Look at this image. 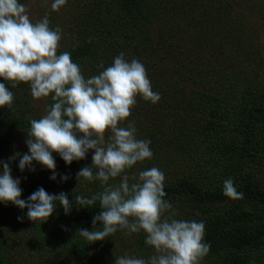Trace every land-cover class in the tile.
<instances>
[{"label": "trees", "instance_id": "16d2710c", "mask_svg": "<svg viewBox=\"0 0 264 264\" xmlns=\"http://www.w3.org/2000/svg\"><path fill=\"white\" fill-rule=\"evenodd\" d=\"M86 1L97 16L88 15L84 20L85 26L101 24L105 29L96 38L82 35L76 41L60 44L57 54L69 52L72 62L80 66L87 79L104 70L99 67L101 59H113L117 49L112 50V47H120L118 51L124 53L127 61L137 59L144 65L151 86L161 98L171 101L169 110L180 107L193 124L194 131L199 133L201 144L196 143L198 151L188 162L190 169L165 178L166 195L163 199L172 207L164 215L171 211L182 221L203 222V242L210 245L205 257L211 258L215 264H264V177L258 175L264 167V79H253L259 72L264 75V58L257 50L256 36L248 31L250 39H247L243 32L246 25L242 26L230 3L186 0L189 6L182 10L178 3L183 0H175L176 3L166 0L174 10V23L160 24L156 28L158 37L150 40V31L153 30L147 25L151 23L150 16L154 11L148 3L153 0ZM124 26L129 31L122 29ZM181 27L188 29V35L195 43L186 45L185 41L170 35L171 30ZM201 29L205 34L196 35ZM144 42L154 47L148 48ZM151 55L155 57V65ZM211 62L215 63L214 67L209 64ZM214 73L218 74L217 79H212ZM181 78L190 81L191 85L188 88L180 85ZM210 80L214 82L211 92L206 86L200 89ZM0 83L3 82L0 80ZM5 85L8 90L12 88L7 81ZM52 95L54 93L49 95L48 106L54 103ZM136 100L132 113H137L142 106H149V102L140 96ZM200 101L208 104L206 117L200 115L202 109L196 106ZM41 117H20L5 106L0 108V129L14 123L29 132L30 121ZM173 140L177 147L185 150L186 145L180 142L179 137L173 136ZM150 168L148 166L144 170ZM228 178L234 181L243 198L231 199L223 194L224 181ZM137 182L134 179L129 184ZM119 183L108 181V185ZM106 186L93 181L89 192L82 194L72 188L53 190L28 183L20 185V199L25 201L40 188L49 194L63 192L68 195L72 204L70 214L66 215L57 201L56 210L47 222L40 224L30 220L38 230L39 240L54 245L55 253L49 251V254L52 259H58L59 264H108L103 252L97 254L93 243L78 235L81 229L100 230L102 222L99 221L97 229L90 227L94 217L103 210L100 202L97 200L87 208L79 207L75 202L76 195L91 198L103 192ZM0 211L28 219L27 208L20 209L11 202H0ZM70 230L69 235L67 232ZM136 234L138 246L143 247L146 234L143 230ZM57 242H62L60 247H57ZM99 242L104 246L103 241ZM37 248L42 250V245ZM27 250V256L18 257L0 239V264H21L33 255L31 249ZM102 250L105 251L104 247Z\"/></svg>", "mask_w": 264, "mask_h": 264}, {"label": "clouds", "instance_id": "9594fccd", "mask_svg": "<svg viewBox=\"0 0 264 264\" xmlns=\"http://www.w3.org/2000/svg\"><path fill=\"white\" fill-rule=\"evenodd\" d=\"M66 3L67 0H54L51 8L59 11ZM61 33L59 26L50 27L47 16L32 22L27 7L19 0H0V78L11 82L12 87L20 82L30 84L35 100L54 93V103L46 114L30 121L26 140L29 152L17 153L10 159L20 157L21 172L26 167L34 171L33 161L38 162L52 171L50 179L56 180L53 153L70 165L85 159L88 151L94 149L92 166L83 167L76 178L99 180L107 186L91 198L76 195L75 202L87 208L98 200L103 210L94 217L93 229H97V221L102 222V227L92 231L81 229L78 235L91 244L115 234L118 228L130 233L143 230L145 243L154 248L156 255L147 262L121 256L115 264H200L210 250V245L203 242L205 224L164 217L172 205L163 199L165 176L161 170L152 167L140 171L139 182L131 185L127 175L118 185H108L110 178L121 176L137 162L153 156L151 141L136 138L134 122L127 128L119 126L131 116L137 96L153 104L160 100L159 93L152 90L144 65L137 59L129 62L120 53L110 66L99 65L104 70L86 79L69 52L57 54ZM13 99L5 83H0V108H10ZM109 131L106 142L105 134ZM0 164V202L27 208L28 219L40 224L52 216L57 201L66 215L71 213L72 204L63 192L54 195L40 188L27 201L20 199V180L13 178L7 162ZM93 168L98 171L94 173ZM68 179L61 176L62 181ZM223 194L231 199L243 198L231 178L224 181Z\"/></svg>", "mask_w": 264, "mask_h": 264}, {"label": "rangeland", "instance_id": "374dc122", "mask_svg": "<svg viewBox=\"0 0 264 264\" xmlns=\"http://www.w3.org/2000/svg\"><path fill=\"white\" fill-rule=\"evenodd\" d=\"M170 1L172 2L173 0ZM19 2L27 7L28 15L32 22L42 20L45 16H47L52 29L59 26L62 29V39L60 43L62 45L68 40L76 41L77 39H80L82 35L88 38H96L98 37L100 31L105 29V27L101 24H88L89 26H85L87 24H84V20L88 17V15L90 17L97 16V14L92 11V8L89 6L90 4L87 3L86 0H67V3L62 6L59 11H53L51 8L54 0H19ZM206 2L230 3L234 7L233 12L236 14L237 19L240 20L242 26L246 25L243 27V32L245 33L247 39H250L248 31L252 36H256L259 46L257 50L261 52L264 58V0H206ZM166 3V0L163 2L153 0V2L150 1L148 3L152 7L151 11H154V13L150 16L151 23L147 25L148 28L153 30V32L150 31L152 35L150 40H154L158 37V34H156V28L160 24L166 22L168 24L172 23L171 25H173L174 23V10L170 7L172 5L171 3L168 5ZM188 3L189 2L186 0H183L182 3L179 2V8L187 10L189 6ZM179 8L177 11H179ZM91 12H93V14ZM231 20L234 21L233 18H231ZM78 24H80L79 27ZM74 25L76 27H72ZM122 29L129 31L126 26L122 27ZM169 33L172 37L185 41L184 43L186 45H191L196 42L195 40H191V36L188 35L190 32L184 27L173 29ZM204 34L205 32L201 29L198 30L196 35L201 36ZM143 44H146L148 48L154 47L152 44L147 42H144ZM186 45H183V48L186 49ZM114 49H117V51H114V55L112 56L113 59L120 53H123L118 51L120 50V47L118 46L112 47V50ZM206 52H209V50ZM214 52L212 55H214ZM151 57L155 65V57L153 55H151ZM113 59H109L108 61L101 59L100 65L103 64L104 68H107L113 63ZM141 59L143 60L145 58H140V60ZM146 59L148 60V58ZM262 61L264 62V60ZM213 63L214 62H211L209 64L214 67L215 63ZM214 74L215 76H212V79H217L216 77L218 74ZM253 74L255 73L253 72ZM260 78L264 79V75L259 72L257 73V78L253 79L259 80ZM0 80L3 83H6V81L2 78H0ZM7 82L11 83L9 81ZM179 84L187 88L191 85L190 81L182 78L179 79ZM213 84V80H210L201 86L200 89H205L206 86L208 87L206 89H209L211 92L210 87H212ZM223 85H227V83H223ZM152 90L156 92L153 87ZM9 91L13 93L14 99L12 106L10 108L8 106L6 107H8L15 115L18 114L20 117H34L36 115L43 116L46 114V111L49 108V97L35 100L31 95L30 84L20 82L16 87L9 89ZM147 102H149L148 107L142 106L137 113L131 112V116L121 122L119 126L127 128L129 123L134 122V126L136 128V138L151 141L149 147L153 152V156L151 159L137 162L131 169H127L121 176L117 178H110L111 181L121 183L124 175L128 176L129 181L134 179L139 181V172L143 171L148 166L151 168L156 167L161 170L167 179L172 178L175 175H180L186 172L187 169H190L188 162H191V156L196 154V151H198L196 143L201 144L199 142V133L194 131L193 124L190 120H188L186 114L181 112L180 107L169 110L168 107L172 104L167 98L163 99L160 97V100L155 104L151 101ZM207 105L208 104H206L205 101H200V105H196L202 109V114L200 115H203V117L208 115L209 111ZM199 107H197V109ZM150 132L151 134H149ZM27 133L28 131L19 128L14 123L3 126L0 129V161L7 162L9 164V167L12 170L11 174L13 178L19 179L20 185L28 183L29 185L46 186L53 190L72 188L84 194L89 192L93 181L102 184L99 180L87 181L84 178H80L79 180L76 178L77 173L83 167L92 166V156L95 151L94 149H90L88 151L85 159L73 161L70 165L66 164L58 153H53V157L56 161V180L50 179L53 175L52 171L35 161H33L32 164L34 171L29 170L26 167V169L21 172L18 167L20 157H17L14 160L10 158L16 156L17 153L22 155L29 152L26 144V140L28 139ZM110 135V131L106 132V142L107 137ZM173 136L179 137L180 142L186 145L184 147L185 150H181L176 146ZM96 171H98V169L93 168V172L95 173ZM2 172L3 164H0V174H2ZM64 175L69 177L67 181L61 180V176ZM258 175L260 177H264V167L258 171ZM173 213L168 211L167 215H164V217H171ZM171 219L180 220L181 218H177L173 215ZM34 226L35 224L33 222L25 217H21L19 214H8L0 211L1 242L6 245L9 251H15L18 257L27 256V248L31 249L30 251L33 254L29 256L28 259H25L24 262H21V264H59L57 262L58 259H52L49 254V251L51 254L55 253L54 245L46 241L41 242L39 240L40 235L38 230L35 228L36 226ZM90 227L93 228V223H91ZM95 227L97 228L99 225L96 224ZM71 231L72 230L67 233L70 235ZM136 239V233H130L127 229H120L117 230L115 234H112L102 240L104 242V246H101L99 241L94 242L93 250L98 252L97 254L100 255L101 253L99 252H103L104 254L102 255L108 264H115L116 258L126 255L142 258L146 262L150 257L156 255L152 246L145 243L143 247H139ZM61 243L62 242H57V247H60ZM40 244L42 245V250L37 248ZM102 247H104L105 251L102 250ZM200 264L215 263L211 258L204 257L200 261Z\"/></svg>", "mask_w": 264, "mask_h": 264}]
</instances>
